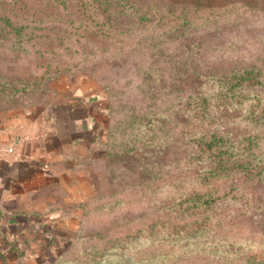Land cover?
I'll list each match as a JSON object with an SVG mask.
<instances>
[{
	"label": "rangeland",
	"instance_id": "obj_1",
	"mask_svg": "<svg viewBox=\"0 0 264 264\" xmlns=\"http://www.w3.org/2000/svg\"><path fill=\"white\" fill-rule=\"evenodd\" d=\"M135 1L161 15L190 0ZM210 1L196 30L127 53L112 38L95 46L74 2L0 0L12 25L0 20V115L52 105L54 82L79 77L114 121L100 148L71 156L53 236L0 238V264H264V0ZM213 133L252 175L202 177L198 143Z\"/></svg>",
	"mask_w": 264,
	"mask_h": 264
},
{
	"label": "crops",
	"instance_id": "obj_2",
	"mask_svg": "<svg viewBox=\"0 0 264 264\" xmlns=\"http://www.w3.org/2000/svg\"><path fill=\"white\" fill-rule=\"evenodd\" d=\"M65 78L54 82V104L0 115V233L5 238L53 236V223L64 219L55 210L54 194L69 189L64 178L71 156L80 162L104 141L106 97L83 78ZM17 135L22 140L3 151Z\"/></svg>",
	"mask_w": 264,
	"mask_h": 264
},
{
	"label": "trees",
	"instance_id": "obj_3",
	"mask_svg": "<svg viewBox=\"0 0 264 264\" xmlns=\"http://www.w3.org/2000/svg\"><path fill=\"white\" fill-rule=\"evenodd\" d=\"M52 1L65 7L69 2H74L78 6L82 12L83 21L85 22V19H87L91 22V26H88L87 35L90 41L94 42L95 46L98 43L96 38H112L115 42L122 43L127 47L128 49L116 47L119 50H125L127 53H132L142 48H154L161 42L165 43L164 41H168L165 44H169L181 38L189 32L196 30L203 22L205 12L211 10L210 0H190L186 3H177L170 7L162 5L163 13L161 15H157L153 6L148 5L144 7L135 0ZM0 20L12 26L8 17L0 15ZM159 27L166 28L158 29ZM89 43L87 41V44ZM242 75L234 74L237 85L249 81L247 77L244 79ZM231 86H233L232 83L230 87L227 85L229 91H233ZM234 95H237L236 90L233 91L231 96ZM200 102L198 100L193 101L199 107L197 117L202 118L204 116L202 107H205L206 98L203 100L200 97ZM112 114V108H110L109 104L107 105V115L110 116L108 123L109 136L114 124V121L112 122ZM227 143L225 138L215 133L211 134L207 141H200L198 143L199 151L203 152L211 163V166L202 174V177L209 184L211 183L212 186L226 184L228 183L227 177L234 176L240 172L246 175H252L253 173L252 168L243 165L239 161L238 156L233 154L234 147L227 145ZM209 194H204L202 200L201 195L193 197L194 207L200 211L207 210L209 199L213 198L212 193L209 192ZM38 224L43 225L42 219H39ZM0 238L6 239L2 233H0Z\"/></svg>",
	"mask_w": 264,
	"mask_h": 264
},
{
	"label": "built area",
	"instance_id": "obj_4",
	"mask_svg": "<svg viewBox=\"0 0 264 264\" xmlns=\"http://www.w3.org/2000/svg\"><path fill=\"white\" fill-rule=\"evenodd\" d=\"M22 140V137L21 136H16V137H14V138H12L9 142H8V144H7V147H5L4 149H3V151H5V152H8V151H10L18 142H20Z\"/></svg>",
	"mask_w": 264,
	"mask_h": 264
}]
</instances>
